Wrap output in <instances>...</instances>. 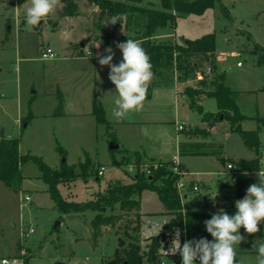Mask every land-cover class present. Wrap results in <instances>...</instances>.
I'll return each instance as SVG.
<instances>
[{"label":"rangeland","instance_id":"374dc122","mask_svg":"<svg viewBox=\"0 0 264 264\" xmlns=\"http://www.w3.org/2000/svg\"><path fill=\"white\" fill-rule=\"evenodd\" d=\"M127 1L139 6L160 7V0ZM81 3L80 18L66 21L75 28L69 38L74 42L81 40L86 45L82 48V57L71 59L64 58L59 47L64 36L63 29H55L61 17L59 7L47 17L50 22L46 21L42 28L30 27L26 22L22 24L30 0L22 4L18 0H0V68L4 70V75L0 74V80L6 79L0 89V94H4L0 96V133L3 131L7 137L19 139L21 155L41 156L52 168H57L63 158L69 165L83 162L86 168L77 166L74 171L84 172L85 175L76 177L70 184L59 185V189L67 200L84 203L109 182L119 180L130 183L138 171L145 170L149 173L150 163L155 165L157 161L143 157L138 166L136 155L120 149L113 140L117 137L119 127L110 129L111 133H107L104 125L90 123L87 116L82 118V125L73 128L67 125L59 136L52 134L50 120L43 118L25 129L16 121L19 116L18 104H25L35 90L38 92V110L45 115H50L55 110L59 92L62 94L63 91L68 105L81 106L86 111L91 109L94 98L100 101L102 98L107 105L112 106L109 88L115 89V85L109 80V66L99 64L98 54L106 55L105 49L111 47L115 53L113 63L118 64L122 61V52L117 44L126 42L131 34L124 26L114 28L116 23L105 24L112 19L93 0H81ZM17 10L19 18L15 13ZM66 21L62 23L63 28ZM173 33L178 42L201 37L206 33L215 34L216 68H211V72L207 73L206 68L211 65L200 59L198 69L186 79H182L179 72H173L172 83L176 82L182 93L187 87L211 91L216 88L215 82L222 75L224 86L235 92L234 98L241 112L246 115L241 123L242 128L259 130V153L256 154L255 150L245 145L241 134L232 131L229 121L223 116H214L212 126H202L201 115L190 107L187 100L178 97L176 101L173 87L159 82L151 84L150 97L144 101L143 109H147L145 113L149 115L155 114L162 122L149 131L146 127L143 128V131H147L143 135L145 146L149 152H153L150 154L158 156L157 150L162 149L163 152L159 151L161 158L173 159L177 154L174 121L176 124H183L181 135L193 131L194 138L218 142L222 145V157L209 155L203 159H186L193 174L192 179L196 182L188 180L189 173L184 171L185 165L178 163L184 168L178 174L179 179L187 184V198L181 195L183 211L211 212L217 209L224 198L229 204L228 209L237 211L235 202L245 196H237L235 192L223 187L221 182H230L234 175L228 170L227 164H235L238 177L250 176L255 183H259L258 172L263 170L264 65L257 63V54L253 50L257 44L264 47V0H216L203 14H188L178 18ZM41 35L44 36L45 44L54 49L57 60L44 61L41 58V52L38 51ZM156 40L174 41L173 37H157ZM17 45L20 50L18 55ZM89 50L92 55L88 57ZM23 57L38 59L30 61L21 59ZM201 81L203 85L200 84ZM114 95L117 96L116 91ZM202 105L205 112L217 115V101L214 97L206 96ZM194 128L204 131H194ZM130 130L127 128L122 132L128 134ZM112 144L117 146L116 149L111 150ZM256 156L259 157V167L254 172L241 170L234 161L235 158L250 160ZM113 157L124 165H114ZM88 158L90 163L87 162ZM102 167L105 170L103 174H99ZM20 171L22 180L19 189L15 190L0 181V264H3V258L9 264H107L118 247L119 238L124 235L125 224L129 221H132L129 232L138 239L142 253L146 251L149 242V236L145 232L148 219L141 217V229L133 231L132 227L136 226L135 210L121 209L119 204L113 210H108V213L121 215L123 219L116 226L102 227L98 245L94 246L91 220L96 211L61 214L50 197L47 184L39 176L40 169L36 162L26 160L21 164ZM195 186L198 187L197 190H194ZM26 195L30 196V200L24 199ZM165 210L156 191H142L137 212L146 215L154 213L151 214L154 217L149 218L150 221L161 223L173 217L162 213ZM57 221L60 223L57 224ZM259 228L260 231L252 235L244 230L240 231L245 239L236 248L238 264H256L264 223ZM30 229L32 232L23 237L22 233L29 232ZM165 261L166 264H182V257L166 258Z\"/></svg>","mask_w":264,"mask_h":264},{"label":"trees","instance_id":"16d2710c","mask_svg":"<svg viewBox=\"0 0 264 264\" xmlns=\"http://www.w3.org/2000/svg\"><path fill=\"white\" fill-rule=\"evenodd\" d=\"M27 0H18L22 4ZM80 0H62L60 16H71L78 13V2ZM95 4L108 13L109 17H119L118 23L124 26L131 34L129 38L138 41L143 49L150 57L152 64V72L157 78V82L168 84L172 81L173 72L180 73L182 79H186L191 73L198 69V57L206 60L211 68H216V43L215 34L206 33L195 39H187L183 42L172 40L158 41L156 33L159 29H174L177 19L188 14H203L204 11L212 7L216 0H160V7L139 6L127 0H93ZM116 22V23H117ZM257 54V63L264 65V47L255 45L253 50ZM221 81V82H219ZM222 75L216 80V88L214 90H204L202 88L187 87L184 93L190 98V107L195 109L200 115L201 120L212 126L214 116L227 119L230 123L232 131L241 134L244 143L249 148L259 153L260 138L259 130H245L241 123L246 118L239 108L234 98L235 92L223 84ZM150 86L147 90L149 94ZM214 97L217 101V115L211 112H205L200 104L202 97ZM64 113L63 96L61 92L58 95V103L54 110L55 116H61ZM92 114L95 116L98 124L106 126L107 133H111V124L106 118V114L102 103L96 98L92 102ZM31 115L23 120V123L30 121ZM194 131H204V129L194 128ZM192 136L193 131L184 132ZM116 141V139H113ZM19 139L0 140V181L6 186L15 190L21 185L22 175L20 166L28 159L36 162L40 169V177L48 186L50 197L54 201L55 207L63 214L80 213L86 210L96 211V215L91 220L92 242L94 246L98 245L102 235V227L116 226L123 219L121 215L108 213L113 210L116 204L121 209L130 211L135 210L136 226L132 227L137 232L141 229L142 214L137 212L140 208V195L143 190L151 189L157 192L160 200L166 207L165 214L172 215L163 226L168 230L176 227L183 228L189 240H199L206 237L209 241L213 238L206 231L205 221L211 219L213 214L219 213L221 210L229 215H234L237 211H231L227 207H219L211 212L183 211L181 195L177 188L179 176L172 169L173 160L158 161L155 165L150 163L149 173L145 170L138 171L130 183H124L116 180L109 182L101 190L94 192V197L84 203L78 201L67 200L60 192L59 185L70 184L76 177L85 175L84 172L76 173L75 167L82 166L86 168L83 162L69 165L67 162H61L59 168L49 166L41 156L37 155H21L19 152ZM114 150V149H111ZM124 151L129 152L124 149ZM136 164L141 165L143 156L135 151ZM179 155L191 156H218L222 157V145L216 142H197L184 141L179 144ZM89 161V158L87 159ZM224 160V158H222ZM114 165H124L122 161L112 158ZM259 157L256 156L250 160L241 159L237 162V166L246 172H254L259 167ZM93 167V166H92ZM179 170L184 169L181 164L178 165ZM185 171V170H184ZM99 173V171H98ZM98 178V175H95ZM255 183L250 176L235 177L230 188L237 196H245L248 187ZM132 221L125 224L124 235L119 238L118 247L114 250L112 258L107 264H159L161 255L160 248L162 246L161 238L158 236H150L146 245V251L142 253L138 239L129 232V225ZM262 224V223H261ZM260 224V225H261ZM244 230L243 228L240 231ZM261 243H264V234L261 236Z\"/></svg>","mask_w":264,"mask_h":264},{"label":"clouds","instance_id":"9594fccd","mask_svg":"<svg viewBox=\"0 0 264 264\" xmlns=\"http://www.w3.org/2000/svg\"><path fill=\"white\" fill-rule=\"evenodd\" d=\"M61 5V0H30L26 8V24L37 27L41 21L53 14ZM119 17H114L107 23H116ZM99 45L97 46V48ZM117 48L122 52V61L113 63L115 53L111 47L105 49L106 55L98 54L99 64L109 66V80L115 85L117 96L112 102L110 114L117 121H121L133 113L139 112L146 100L147 90L152 80V64L150 57L143 47L129 38L126 42L118 43ZM92 53L88 52V57ZM74 108L73 105H68ZM231 168V167H230ZM259 183L251 184L244 198L235 202L237 212L229 215L221 210L206 220V231L213 240L206 238L187 240L182 245L180 231L176 230L170 249L165 255L182 257V264H238L236 248L245 239L240 229L249 234L260 231L259 225L264 223V171L258 172ZM165 224L154 223L150 232L158 235ZM256 264H264V243L257 249Z\"/></svg>","mask_w":264,"mask_h":264},{"label":"crops","instance_id":"0c3cea01","mask_svg":"<svg viewBox=\"0 0 264 264\" xmlns=\"http://www.w3.org/2000/svg\"><path fill=\"white\" fill-rule=\"evenodd\" d=\"M81 4L82 3H81V0H80L78 2V13L76 15L61 16L60 19L58 20V23L55 25V27H56L55 29L56 30L63 29V31H64V36L62 38V42L59 44V47H61V49H62V53L64 55L63 56L64 58L76 59V58L82 57L80 55H83L82 48L85 47L86 44L84 42H82L81 40H77V41L74 42L73 40H71L69 38V36L71 35V33H73L75 31V28H74V25H71L70 23H68L66 21L67 19H71V20L73 19L74 20V19L80 18ZM61 7H62V3H61V5H60L59 8L61 9ZM18 12H19L18 10L15 11L17 17L19 18V15H18L19 13ZM46 21H49V20L46 18L44 20L43 25L45 24ZM63 21H66L67 22L65 24L64 28L62 26ZM25 22H26V19H22V24H24ZM174 29H159L157 31V33H156L155 36H156V38L157 37L158 38L159 37H173V39L175 41L176 40V38H175L176 36L173 33ZM41 36H42V40H43V37L44 36L43 35H41ZM196 38H198V37H196ZM193 39H195V38H193ZM42 40L39 42V45H38V51L39 52H41L43 46H50L48 44H45L44 40L43 41ZM82 43H83V46H80V44H82ZM105 44H107V43H104V45ZM16 51H17V55L20 54V52H19L20 50H19V46L18 45L16 46ZM215 55H216V52H215ZM21 59H23V60H30L31 61L33 59H38V58H25V57H23ZM57 59H58V57L56 56V58H54L52 60H46V61H55ZM198 61H199V59H198ZM1 62H2V60L0 59V65H1ZM3 71L4 70L2 68H0V74L1 75H4L3 74ZM5 80L6 79H1L0 80V89H1V86H3ZM17 80H18V78H17ZM156 80H157V78L154 75L153 81L151 82V84L152 83H156L157 82ZM203 81H201V83H200L201 85L204 84ZM151 84L149 86H151ZM160 84L161 85H165V86L170 85V86L173 87L176 101H177L178 97H183L185 100H187V102L189 104L191 103L190 98L186 97V94L181 92V90L178 87V85H177L176 82L175 83H172V81H171L168 84H163V83H160ZM109 91L111 93L109 95V97L111 96L110 103L112 104L113 100L115 99V97H114L115 96L114 95L115 89L112 87V88H109ZM32 93H33V95L31 94L32 96H30L26 100V103L25 104L22 103V102H20L18 104V106H17V111H18V115L19 116H18V118H16V121L19 123V125H20L21 128H24L25 129L29 125H32V124L36 123L37 121L42 120L44 118L46 120H50L52 134L59 136L60 133H61L60 131H63L64 128L67 125H70V127H72V128L82 125V123H83L82 122V118L84 116H87V118L90 121V123H92V124H95V123L98 124L96 122L95 116L92 114V107H91L90 110H87V111L86 110H83L81 106H77V105H75L74 108H71V109L68 108V104H67L66 99H65V94L66 93L64 91L62 92L63 100H64V102H63V104H64V113L61 116H55L53 114L54 113V109H53V112L50 115H48V114L47 115L41 114L39 112V110H38L39 107L37 106V103H36L38 101L37 100L38 99L37 98L38 92L35 90ZM0 96H4V94L1 93ZM19 97H20V94L18 95V98ZM205 97L206 96L202 97V99L200 101V104L201 105H202V102H203V100H204ZM146 99H148V97H146ZM100 102L103 105V108H104V111H105V114H106V118H107V120L111 124V129H113L115 127H119V129H120L118 132H116V136L117 137H115L116 142H117V145L119 146L120 149H125V150H127V151H129L131 153H133L135 151L140 152L144 158H146V159L148 158L150 160H154V161H157V162L158 161H169V160L177 159V161L179 163H182L183 165H185V167H186V170L185 171H186V173L187 172L189 173V175L187 177L188 180L195 181V180L192 179L193 178V174L191 173L189 167L187 166V164L185 162L186 159L187 158H195V157L196 158H202L203 159V158H206L208 156H191V155L180 156L179 155V144L181 142H184V141H197V142H215V141H212L211 139H198V138H194L193 136L187 135L185 133H184V135H181L180 134V131H182L183 129L180 130L178 128V125L181 124V123L176 124V122L174 121L175 131H176L175 139H176V144H177V154L174 155L173 159H163V158H161V156H159V153L162 151V149L161 150H157L156 154L158 156H155L154 154H150V153H153V152H149V149L146 148L145 141L143 140V135L145 136V134L147 133V131H143L144 130L143 129L144 127H146L145 129H147L149 131L150 128H153V126H156L158 123H161L162 122V121L160 122V120H158L155 117V114L149 115V114L145 113V111H147V109H145V108L143 109L142 108L139 112H136V113H134V115H131V118H129V119L127 118V119H124V120H121V121H117L115 118H112L110 116L111 115L110 114V106L111 105H107V102L104 101V99H102V98H101V101ZM29 114L31 115L30 121L28 123H25L24 124L23 123V120L27 119ZM202 124H203L202 126H204L207 123L204 122V121H202ZM98 125H103V124H98ZM105 128H106V126H105ZM127 128L131 129L128 132V134H125L124 132H122V130H125L126 131ZM133 128H137V129H133ZM211 130H212V128H211ZM4 138H6V139H13V138H10V136L7 137L6 135L4 136ZM216 143H218V142H216ZM19 152H20V143H19ZM238 159H239V161L241 160V158H238ZM239 161H235V162H239ZM61 162H60V164H61ZM230 163H232V162H230ZM60 164H59V166H60ZM71 165H73V164H71ZM235 167L236 166L234 164V169L233 170L228 169L230 172H232L234 174L232 176V178H231L232 180L230 182H221L222 185H223V187H225L227 190L230 189L231 191H233L230 188V185L232 184L234 178L237 177L236 172H235L236 171L235 170ZM20 168H21V166H20ZM104 170H105V167L103 169V172H104ZM241 173H243V172L241 171ZM39 176H40V173H39ZM242 176H246V175H242ZM187 196H188V194L185 192L184 198H187ZM221 199H223V198H221ZM223 205H225V206H227V208H229V204H228L227 200H225V198L223 200H221V202L217 205V208H219L220 206H223ZM162 213H165V212H162ZM141 214H142V218H147L148 219V220H146L148 226L145 229V232H147V235L149 233H154V232H150V226L152 224H154V223H159V222H151L150 221L149 218H153L154 215H151V214H154V213H149L150 215H146V214H144V213L141 212ZM165 215L167 216L168 214H165ZM166 220L167 219H165L164 221H162L159 224H165L168 221V220L167 221Z\"/></svg>","mask_w":264,"mask_h":264},{"label":"built area","instance_id":"2783aa9c","mask_svg":"<svg viewBox=\"0 0 264 264\" xmlns=\"http://www.w3.org/2000/svg\"><path fill=\"white\" fill-rule=\"evenodd\" d=\"M88 52L89 51H87V54H88ZM41 58L43 60H52V59L56 58V53H55V51H54V49L52 47H50V46H43L42 47V50H41ZM240 65H241V63L239 62L238 63V66H240ZM206 71L208 73L211 72V67L208 66L206 68ZM178 128L180 130H182L184 128L183 124H179L178 125ZM173 162H174V166L172 167L173 171L175 173H177V174H180V170L178 168V163L179 162L177 161V159H174ZM227 168L230 169V170H233L234 169V164L233 163H228L227 164ZM103 169H104V167H102V169L99 171V174H102L103 173ZM261 171H264V162H263V170H261ZM177 188H178V191H179L180 195L183 196L185 194V192H186V189H187L186 182L184 180H180L179 179L178 182H177ZM197 189H198V187L195 186L194 187V190H197ZM24 199L26 201H28V200H30V196L29 195H26L24 197ZM176 230H179L180 233H181V235H180L181 245L185 241L189 240L187 238V236H186L185 229H183V228H179V229L174 228L173 230H167L166 228L163 227L162 230L160 231V233H164L165 239H164V241H162V246L160 248L161 259H160L159 264H166V261H165L166 258H171V259L172 258H175L176 259V258H180L181 257V255L179 254V252H177L175 255H172V254L165 255L163 253V251H162V249H164V251L167 252L170 249V247L172 245V240L174 239V236H175ZM30 232H32V229H30L29 232L22 233V236L23 237H24V235L28 236L30 234ZM148 236L150 237V236H157V235H155V233H149ZM2 263L3 264H9V261L7 259H2Z\"/></svg>","mask_w":264,"mask_h":264},{"label":"water","instance_id":"95a60500","mask_svg":"<svg viewBox=\"0 0 264 264\" xmlns=\"http://www.w3.org/2000/svg\"><path fill=\"white\" fill-rule=\"evenodd\" d=\"M43 23H44V21H41L39 24H38V26L39 27H42V25H43ZM120 25H121V23H116L115 25H114V28H116V27H120ZM80 46H83V43L82 44H80ZM198 59H199V61H200V59H201V57L199 56L198 57ZM153 73V72H152ZM153 77H154V73H153V76H152V80H151V82L153 81ZM151 82H150V84H151ZM149 84V85H150ZM222 118V117H221ZM4 133H3V131H1V133H0V137L1 138H4ZM116 145H114V144H112V146H111V149H116ZM235 161H239V159L238 158H236V159H234ZM66 161V159L65 158H63V160H62V162H65ZM220 207H227V206H225V205H223V206H220ZM60 223V221H57V224H59ZM158 238H161V241H164V239H165V235H164V233H159L158 235ZM56 264H63V263H61V262H57ZM124 264H127V263H124Z\"/></svg>","mask_w":264,"mask_h":264}]
</instances>
